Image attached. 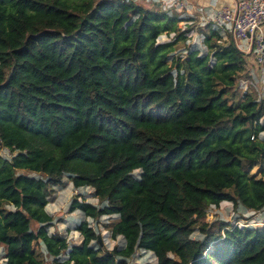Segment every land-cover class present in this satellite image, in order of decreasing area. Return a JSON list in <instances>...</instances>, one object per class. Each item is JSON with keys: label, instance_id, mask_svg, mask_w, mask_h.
Listing matches in <instances>:
<instances>
[{"label": "trees", "instance_id": "trees-1", "mask_svg": "<svg viewBox=\"0 0 264 264\" xmlns=\"http://www.w3.org/2000/svg\"><path fill=\"white\" fill-rule=\"evenodd\" d=\"M181 21L125 0H0V147L16 152L0 158V264H130L137 251L264 264V227L207 220L222 202L264 208V100L238 85L249 56L205 28L207 51L171 58L196 29L178 33ZM65 177L97 199L70 202L79 245L48 232ZM112 216L123 244L107 250L88 220Z\"/></svg>", "mask_w": 264, "mask_h": 264}, {"label": "rangeland", "instance_id": "rangeland-1", "mask_svg": "<svg viewBox=\"0 0 264 264\" xmlns=\"http://www.w3.org/2000/svg\"><path fill=\"white\" fill-rule=\"evenodd\" d=\"M180 18L182 21L178 24V33L186 30V28L190 25L192 26V24L196 25L195 23H192L193 19L190 20V18L185 16ZM203 33L204 31H200L198 28L188 31L185 35V40H180L174 44V51L170 55L171 58L178 57L180 58V62H183V56L186 55L192 46L200 47L203 52L207 51V47L203 43ZM173 40V34L168 36L164 33L159 37L158 42H170ZM227 40V38L221 37V40L212 41V43H216V45H222L226 43ZM247 69L251 78L239 79V88L242 90V92H246L247 94L257 97L258 100H264V83L260 78V74L257 72L255 66L249 59L246 71ZM261 136H264V134ZM0 152H2L1 149ZM256 169V167L252 169L253 174H257ZM138 174V171L134 172L135 177H138ZM93 192L94 191L91 188L76 190L73 188L67 177L63 178V185L53 188V192L48 199V204L45 207L46 212L54 219L53 226L48 229L49 234L55 233V235L66 238L70 245H79L82 241V237L74 230V227L84 217L78 211L70 213L69 205L72 199L78 194H80L81 198L86 202L97 205V199L94 197ZM0 209L9 211L11 207L6 204H1ZM248 217H250V215H247V211L245 209L242 207L235 209L232 203L229 202H222L218 207L211 206L207 212L208 221L220 220L223 222H229L230 224H235V222L241 220V218ZM117 221L118 218L116 216H112L102 217L97 222H95L94 228L100 235L104 249L106 248L107 250H112L114 246H121L123 244V239L121 237L117 238L115 241L111 240L110 238L111 228ZM192 238H200L197 231L193 233ZM33 249L36 252L38 258H46L45 249L42 244H35ZM3 261V249L0 247V263ZM47 264L50 263L48 262ZM130 264H156V259L152 253L145 254L142 251H137Z\"/></svg>", "mask_w": 264, "mask_h": 264}, {"label": "built area", "instance_id": "built-area-1", "mask_svg": "<svg viewBox=\"0 0 264 264\" xmlns=\"http://www.w3.org/2000/svg\"><path fill=\"white\" fill-rule=\"evenodd\" d=\"M134 5H154L170 17H188L193 19L198 29H211L221 37H230L237 49L249 56L264 83V0H235L234 5L215 8V0L208 4H193L189 0H125ZM252 73V72H251ZM0 158L10 160L16 152L1 148ZM248 220L241 219L234 226L247 228L264 227V208L261 211H247ZM246 217V216H245ZM94 228L95 222L88 220ZM131 262V261H130Z\"/></svg>", "mask_w": 264, "mask_h": 264}, {"label": "crops", "instance_id": "crops-1", "mask_svg": "<svg viewBox=\"0 0 264 264\" xmlns=\"http://www.w3.org/2000/svg\"><path fill=\"white\" fill-rule=\"evenodd\" d=\"M191 3L196 4V3H203V4H208L212 0H189ZM235 0H215V8H220L222 6H233ZM148 6V5H147ZM154 6V5H152ZM157 7V6H156Z\"/></svg>", "mask_w": 264, "mask_h": 264}, {"label": "water", "instance_id": "water-1", "mask_svg": "<svg viewBox=\"0 0 264 264\" xmlns=\"http://www.w3.org/2000/svg\"><path fill=\"white\" fill-rule=\"evenodd\" d=\"M99 241H100V243H102L101 239H100ZM102 244H103V243H102Z\"/></svg>", "mask_w": 264, "mask_h": 264}]
</instances>
